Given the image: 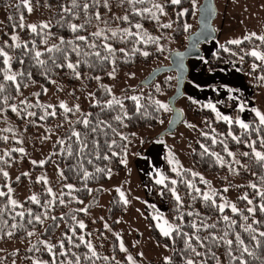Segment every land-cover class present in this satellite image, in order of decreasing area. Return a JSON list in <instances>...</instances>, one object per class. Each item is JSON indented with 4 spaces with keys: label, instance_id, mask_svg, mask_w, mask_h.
<instances>
[{
    "label": "trees",
    "instance_id": "trees-1",
    "mask_svg": "<svg viewBox=\"0 0 264 264\" xmlns=\"http://www.w3.org/2000/svg\"><path fill=\"white\" fill-rule=\"evenodd\" d=\"M194 1L181 0L180 4L173 5L170 0H75L73 6V0H33L47 15L46 22L35 24L36 30L33 31L31 27L20 25L21 20L28 16V9L22 1L0 0V9L8 12L0 25V49L10 58L5 65L4 57L0 56V85H3V90L0 91V115L6 118L15 117L12 111L14 100L26 86L40 85L44 89L51 82L58 81L74 89L79 81L90 87L94 83L98 84L94 87L96 100L83 106L77 112L76 118L73 117V112H66V115H71L72 120L57 126L59 138L55 141L50 155L43 164L33 165V170L46 167L52 162L59 167L58 183L53 191L49 192L44 184L37 183L32 197L35 196L38 203L31 196H26L19 204L13 205L10 203L9 193L0 190L5 194L0 196V242L13 240L26 244L22 257L25 261L34 258V262L28 261L26 264H53V261L55 264H76L77 257L79 264H131L121 251L117 237L106 233L103 228H94L86 214L98 205V198L104 191V184L110 173L124 168L121 160L129 153L136 132L153 129L168 118L169 113L156 102L168 105L161 97L166 95L168 99L172 94L175 78H170L166 72L160 74L151 84L143 85L146 90L136 96L137 101L131 97H112L104 85L113 74L137 65L154 64L156 67L164 63L173 50L184 48L188 35L194 29ZM157 3L163 5V14L153 7ZM85 4L88 5L87 9L84 8ZM144 8L151 9L157 18H152L151 13L143 12ZM66 9L70 11H65ZM97 15L99 19L96 18ZM124 16L128 19H122ZM72 24L82 27L73 31L70 27ZM137 24L141 25L140 29L135 27ZM164 24L171 26L164 28ZM185 24L189 26L187 29ZM125 29L139 35H127ZM98 31L101 32L100 36L93 35ZM79 36L85 37V40L77 39ZM148 36L159 39L157 42L148 43L140 40V37L147 39ZM240 41L239 44L224 41L197 68L203 72H212L222 66L234 65L242 73H246L249 65L255 62L250 50L258 46L264 51V40L249 37ZM106 44L114 51L109 52L105 48ZM120 49L124 51L121 52ZM144 51L149 55H142ZM36 52L41 55L36 57ZM200 58L202 55L193 59ZM193 59H189L188 63ZM69 63L75 65V69L69 68ZM260 73L262 96L264 65L260 68ZM6 74L14 75L15 80L4 79ZM257 93L255 90V99ZM39 95L42 96L41 93ZM181 97L185 99L184 109L176 105L183 112L185 110L184 114L188 113L195 132L190 149L194 167L204 175L217 176L219 182H227L229 185L234 182V177L237 178L243 182L238 186V193L242 194L234 199L237 212H232L229 207H224L221 212L219 201L225 191L223 187L216 188L214 195L208 193L211 199L206 201L203 195L207 193L211 181L190 169L175 173L169 169L164 159L163 186H159L148 176L143 182L151 188L148 197L153 201H157L158 190L162 191V198L166 203L162 216L172 226L171 234L163 235L151 217L147 215L146 219L151 237L157 243L168 247L171 255L167 260H151L150 264H186L187 259H192L194 264H240L241 259L244 264H264V237L259 236L264 231V212L259 210L264 205V162L258 161L253 153V148L264 153V125L260 124L259 117L252 111L256 107L249 109V127L243 129L235 123L241 111L233 108L229 101L224 99L222 106L230 109L229 117L233 121L231 124L217 119L215 112L204 107L207 103L192 99L185 93ZM114 100H119L120 103L110 105L109 101ZM15 107L19 110L18 121H23L28 113H34L32 120L44 123H51L58 117L65 118L63 114L57 116L60 113L58 107L43 108L30 102L28 98L16 103ZM117 116L121 119L117 120ZM85 119L89 122L87 125L83 123ZM6 120L0 118V181L4 177V170L17 164L16 158L20 154L16 141L6 130ZM32 123L33 121L26 125L28 130H32ZM73 131L79 133V138L73 135ZM233 136L237 139H233ZM161 138L156 135V139ZM213 139L216 143L212 142ZM245 152L249 155L245 156ZM97 169L104 171L97 172ZM85 171L89 173L88 177L84 176ZM20 176L11 184L18 183ZM172 181L176 183L173 184ZM0 183L4 190L5 183ZM67 184L73 187H65ZM252 184L256 188L251 187ZM173 189L180 197L179 203L173 196ZM245 196L247 199L243 198ZM250 207L256 210L249 213L247 210ZM81 209L85 210L80 211ZM124 211L125 204L121 197L113 193L107 209L108 219L123 214ZM20 212L24 213L22 217L17 215ZM36 216L40 219L36 220ZM224 216H228L229 220L225 221ZM232 221L235 223H231ZM80 223L84 224L83 228ZM193 223L197 225L196 228L192 227ZM249 224L255 229L254 232L245 230ZM225 233L226 239L233 241L230 246L218 239ZM237 234L244 241L242 246L236 242ZM196 236L200 237L199 241L195 239ZM252 236H256V239L253 240ZM186 241L200 253L199 256L186 246ZM243 247H247L249 251L243 253ZM230 250L231 255L238 259L231 258ZM93 252L96 253L95 256L92 255Z\"/></svg>",
    "mask_w": 264,
    "mask_h": 264
},
{
    "label": "rangeland",
    "instance_id": "rangeland-1",
    "mask_svg": "<svg viewBox=\"0 0 264 264\" xmlns=\"http://www.w3.org/2000/svg\"><path fill=\"white\" fill-rule=\"evenodd\" d=\"M200 2L201 0L194 1L195 16L192 19L194 29L197 26L196 16ZM28 4L31 7V11L28 10V16L21 20L20 25H23L21 27H29L37 23L44 24L47 17L46 11L35 5L33 0H28ZM215 4L217 7V15L213 23L216 27L217 35L215 39L201 45L203 51L202 58L190 60L189 65L191 67L205 62L206 56L224 41H240L245 37H264V0H215ZM226 12H228L229 18L227 16L224 19ZM7 13L4 9H0V25L2 21L4 22ZM235 17L239 20L237 21ZM170 44L174 46L173 43L170 42ZM253 50L264 54V51L258 46L252 48L250 52ZM166 63H168V59L162 64ZM153 65H137L119 74H113L110 77V81L104 85V88L108 90L112 97L119 99L136 97L141 91L146 90L142 85V81L155 67ZM253 65H256V67L254 68ZM263 65L264 61L255 57V62H252L246 73H243L244 76H247L246 79L249 83L257 88V92L259 89L260 91L262 90L260 68ZM166 75L170 78H175L174 72H166ZM97 85V83H94L90 87L83 81H79L74 89H70L58 81H53L49 87L44 89H41L40 85H31L19 91L13 106L28 98L30 102L32 101L43 108L49 106L58 107L60 113L57 116L63 114L65 118H55L51 123L32 120L33 115L31 113H28L23 121H18V108L14 112V118H6L2 114L0 115V118L7 119L5 125L6 130L10 133V137L16 141V148L20 153L16 158L17 164L7 167L3 172V175L4 173H7V175H4V177L2 175L3 178L0 181L5 183L4 190L1 189V185L0 190L9 193V200H14L16 204H19L26 196L32 197L36 190L35 184L37 183H42L48 190L51 189L53 191L54 186L58 183L60 174L59 167L55 162H52L46 167L33 170V165L41 164L40 161L45 162L50 155L55 141L59 138V130L56 129L57 126L70 123L72 120L71 115H66V112H73V117L76 118L78 115L77 112H80L83 106L96 100L94 87ZM40 93L42 96L39 95ZM161 100L166 102V95H163ZM184 100L181 97L176 102L182 109L185 106ZM256 102L260 103V107L258 105L256 107L257 111L264 114V95L258 97ZM61 103L70 109V111H65L60 106ZM166 112L170 116V110H166ZM169 116L165 121L159 122L153 129L138 130L136 132L132 144H130L131 148L129 153L124 158V161H126L124 168L121 171L110 173L108 181L104 184V191L98 198V205L90 209L86 214L87 219L94 228H103L106 233L117 237L120 249L121 244L123 245L124 250L121 251L125 257L127 259L128 257L132 258L131 261L128 259L131 264H150L151 260H167L171 255V250L168 247L157 243L151 237L150 226L146 219L147 215L151 217L156 226L163 224L165 221L162 215L166 209V203L162 198V191L158 190L157 201H153L148 197V192L151 188L143 182L146 176L150 177L155 183L157 179L161 177L165 178L161 159L159 157L153 163L147 164L144 166L145 169L139 163L144 158H147L148 151L152 148L151 142L156 140V135L165 128ZM32 121L33 123L30 124L32 130H28L26 125ZM246 124H248V121ZM194 139L195 132L190 121V116L188 113H185L178 127L172 133H167L160 139L165 144L164 159L166 164L175 173L183 169H190L202 177L208 178L211 184L207 193L210 195L217 190L216 188H220V186L227 189L224 191L219 204H224L226 205L225 207L231 208V205H234L236 196L242 194L241 192L238 193V186L243 184V182L234 177V182H232V185H229L227 182H219L217 176L204 175V173L199 172L194 167L190 158L191 144ZM20 149H23V151H20ZM170 159L178 161V163H169ZM33 161L36 163H33ZM174 168L175 171L173 170ZM19 176L21 179L18 183L12 185L11 182L19 178ZM158 185L163 186V184ZM9 189H11V192H9ZM117 189H120V192L124 193V199L127 200V203H124L125 211L123 214H117L111 219H108V201H110L113 193H117L120 196V192ZM154 217L157 218L154 219ZM112 222H115V225H112ZM157 228L162 233L160 228ZM25 245L20 241L16 242L13 240L0 242V264H26L28 261L34 262V258L25 261L22 257L24 256L22 251Z\"/></svg>",
    "mask_w": 264,
    "mask_h": 264
},
{
    "label": "snow or ice",
    "instance_id": "snow-or-ice-1",
    "mask_svg": "<svg viewBox=\"0 0 264 264\" xmlns=\"http://www.w3.org/2000/svg\"><path fill=\"white\" fill-rule=\"evenodd\" d=\"M22 2L24 3V5H25L26 7H28V10L31 11V7H30L29 4H28V0H22ZM130 2H131V0H130ZM138 2H143V0H138ZM170 2H171V4H173V5H178V4L181 3V0H170ZM73 6H75V0H73ZM153 7H154L158 12H160L161 14L164 13V7H163V5L157 3V4H154ZM84 8L87 9V8H88V5L85 4V5H84ZM65 11H70V10H69V9H66ZM142 11H143V12H146V13H151L152 18H154V19L157 18V17H156V14L153 13V12H151V9H149V8H144ZM180 15H183V13H180ZM96 18L99 19V15H97ZM122 19L127 20L128 17H127V16H124ZM21 26H23V25H21ZM170 26H171L170 24H164V25H162V27H164V28H168V27H170ZM29 27H31V29H32L33 31L36 30V26H35V25H30ZM44 27H47V25H44ZM70 27L72 28L73 31H76V29H77L78 27H82V25H75V24H72V25H70ZM135 27H136L137 29H140V28H141V25L137 24V25H135ZM184 27H185V29H187L189 26L185 24ZM124 32H125L127 35H139V33H135V34H134V33L129 32L127 29H125ZM93 35H95V36H100V35H101V32L98 31V32L94 33ZM113 35L115 36L116 33L114 32ZM253 35H254V34H253ZM145 36H147L146 33H145ZM248 38H249V37H245V39H248ZM13 39L15 40L16 37L14 36ZM77 39H79V40H85V37H83V36H79V37H77ZM158 39H159V38H154V37H150V36H148L147 39H144V37H140V40H143V42H145V43H148V42H157ZM259 39L264 40V37H259ZM140 40H138L137 42H140ZM240 42H241V41H239V40H230V41H228V43H230V44H239ZM17 46H19V45H17ZM221 47H223V46H221ZM105 48H107L109 52H113V51H114L110 45H107V44H106V45H105ZM51 50H52V49H49V51H51ZM225 50L227 51V49H225ZM120 51L123 52L124 49H120ZM134 51H139V49H134ZM141 54L144 55V56H148V55H149V53H148L147 51H144V52H142ZM40 55H41L40 52H36V57H39ZM97 55H99V53H97ZM250 55L256 57V58L259 59V60L264 61V54H261V53L258 52V51L253 50V51L250 53ZM0 56H3V57H4V64L7 65V64L9 63L10 58L8 57L7 53H5V52L3 51V49H0ZM38 62H39V63H43L42 61H38ZM67 66H68L69 68H73V69H75V67H76L75 65H73V64H71V63H69ZM253 67L255 68L256 65H253ZM78 75H79V73H77V76H78ZM110 75H111V73H110ZM4 79H6V80H13V81H14V80H15V76H14V75H7V74H6L5 77H4ZM97 79H98V78H97ZM2 90H3V85H0V91H2ZM131 99L134 100V101H137V100H138V98L135 97V96L131 97ZM112 103L119 104L120 101H119V100L109 101V104H110V105H111ZM156 103L159 105L160 108H163V109H165V110H168V105H167V104H162V103H160L159 101H157ZM60 106H61L62 108H64L65 111H70V109H68L63 103H61ZM49 107H51V106H49ZM204 107L210 108L213 112H215V113H216V117H217V119L224 120V121L228 122L229 124L233 123V121H232V119H231L230 117H228V116H226V115H221V113L217 111L216 106H215L214 104H212V103H208V104L204 105ZM239 107H240V111H243V110H244V105H243V104H241ZM138 110H139V104H138ZM12 111H14V112L17 111V109H16L15 106H12ZM252 111L255 112L256 115L259 117L260 124H261V125H264V114H261V113H260L259 111H257L256 109H252ZM50 114L54 115L55 113H50ZM31 115H34V113H31ZM42 118H43V117H42ZM116 119H117V120H120L121 117H120V116H117ZM83 123H84L85 125H87L89 122H88L87 119H85V120L83 121ZM235 123L239 124L240 127L243 128V129H248V127H249L248 124L244 123L243 121H241V120H239V119H236ZM93 131H95V129H93ZM73 135H74V136H77V138H79V133L73 131ZM229 135H231V132H229ZM233 139H237V138L233 136ZM212 142H213V143H216V140L213 139ZM60 143H63V141H60ZM262 143H264V142H262ZM202 147H203V145H202ZM205 150L207 151V149H205ZM225 150L227 151V146H226V145H225ZM20 151H23V149H20ZM253 153H254V155H255V157L257 158L258 161H262V162H264V153L259 152V151H256L254 148H253ZM113 154L115 155V153H113ZM228 154H229V155H232L231 152H229ZM213 155H216V154L213 153ZM244 155L247 156V155H249V154H248L247 152H245ZM105 158H107V157H105ZM33 163H36V162L33 161ZM40 163L43 164L44 162H43V161H40ZM121 163H126V161L121 160ZM169 163H178V161H174L173 159H170V160H169ZM173 170L175 171V168H174ZM102 171H104V170H103V169H97V172H102ZM4 175H7V173H4ZM193 175H196V174L194 173ZM84 176H85V177H88V176H89V173H88L87 171H85V172H84ZM156 183H157V184H163V183H164V178L161 177L160 179H157V180H156ZM172 183L175 184L176 181H172ZM65 187L71 189L73 186H72L71 184H67V185H65ZM251 187L256 188V185H255V184H252ZM225 190H227V189H225ZM117 191L120 192V189H117ZM172 191H173V196H174V198H175L176 201L179 203V202H180V197H179L178 195H176L174 189H173ZM196 191L199 192V189H197ZM9 192H11V189H9ZM49 192H51V189H49ZM214 194H215V193H213V195H214ZM258 194H260V193H258ZM3 195H5V194H4L3 192H0V196H3ZM120 196H121V199L124 201V203H127V200L124 199V193H123V192H120ZM203 198H204V200H206V201L209 200V199H211V197H210V195H209L208 193H204ZM243 198H244V199H247V196H245V197H243ZM31 199H32L34 202H37V203L39 202L35 196L31 197ZM60 202L63 203V200H61ZM10 203L13 204V205H15V204H16V201H14V200H10ZM248 203H249V204H252V201H251V200H248ZM225 206H226V205H224V204L219 205V210H220L221 212H223ZM84 210H85V209H81L80 211H84ZM231 210H232V212H234V213L238 211V209L235 207V205H231ZM255 210H256V209L250 207V208H248L247 211H248L249 213H253ZM259 210H260L261 212H264V205H261L260 208H259ZM17 215H19V216L22 217V216L24 215V213H23V212H20V213H18ZM189 215H191V213H189ZM156 218H157V217H154V219H156ZM35 219H36V220H39L40 217H39V216H36ZM223 219H224L225 221H228V220H229V217H228V216H224ZM245 219H247V217H245ZM29 223H31V221H29ZM231 223L234 224L235 221H232ZM254 223H256V221H254ZM13 227H16V225H13ZM80 227L83 228V227H84V224H83V223H80ZM105 227H107V225H105ZM157 227L160 228V230H161V232H162L163 235H165V236H169V235L171 234L172 226H171V225H168V224H167V221H164L163 224H158ZM192 227H193V228H196L197 225H196L195 223H193V224H192ZM204 227H213V228H214L215 225H204ZM245 230H246V231H249V232H254V231H255V229L252 227L251 224H249ZM177 231H178V228H177ZM10 234H11V233H9V235H10ZM31 234H32V233H29V235H31ZM185 235H187V234H185ZM226 236H227V233H225L224 236L219 237L218 239H219V240H222L225 244H227V245H229V246L232 245V244H233V241H232V240H229V239H226ZM259 236H260V237H264V231L260 232V233H259ZM212 238H213V239H217L216 237H212ZM195 239H196L197 241H199V240H200V237H199V236H196ZM205 239H208V237H205ZM252 239L255 240V239H256V236H252ZM81 240H83V237H81ZM236 242L238 243V245H241V246L244 244V241L241 239V237L239 236V234L236 235ZM186 246H187L188 248H191L192 252L195 253L197 256L200 255V253L196 252L195 248H192V245H191L190 243H188L187 241H186ZM61 247H63L62 244H61ZM88 247H89V249L91 250V244H89ZM121 250H122V251L124 250L122 244H121ZM49 251H51V246H49ZM248 251H249V250H248L247 247H243V249H242V252H243V253H247ZM92 255L95 256L96 253L93 252ZM229 255L231 256V258H232L233 260L238 259V257H236V256H232V255H231V250L229 251ZM128 259L131 261L132 258H131V257H128ZM166 259H167V258H166ZM53 264H55V261H53ZM69 264H71V262H69ZM76 264H79V257H77ZM186 264H194V262H193L192 259H187ZM240 264H244V261H243L242 259L240 260Z\"/></svg>",
    "mask_w": 264,
    "mask_h": 264
},
{
    "label": "crops",
    "instance_id": "crops-1",
    "mask_svg": "<svg viewBox=\"0 0 264 264\" xmlns=\"http://www.w3.org/2000/svg\"><path fill=\"white\" fill-rule=\"evenodd\" d=\"M227 16L229 18L228 12L225 13L224 19H226ZM235 19L237 21L239 20L237 17H235ZM197 65L198 64L193 67L189 65L188 80L186 79L184 83V93L192 99L200 100L207 104H214L222 115L228 117L230 116V109L222 106V101L224 99L229 101L233 108L240 109L239 106L243 104L244 110L241 111L239 119L247 123L249 109L251 107L255 108L257 105L260 106V103L256 102V99L261 96L260 89L255 99L254 92L257 88L249 83L238 66H222L212 72H203L201 69L197 68ZM151 145L152 148L148 151L147 158L139 162L142 168L158 160L159 157L162 164L164 162V142L160 139H156L151 142Z\"/></svg>",
    "mask_w": 264,
    "mask_h": 264
},
{
    "label": "water",
    "instance_id": "water-1",
    "mask_svg": "<svg viewBox=\"0 0 264 264\" xmlns=\"http://www.w3.org/2000/svg\"><path fill=\"white\" fill-rule=\"evenodd\" d=\"M216 15L215 0H201L197 9V26L188 35L184 48L173 50L168 56V63L154 67L142 81V85H149L162 73H175L174 91L167 99L171 113L165 128L158 133L160 137L172 133L184 118V112L176 105V101L184 94V83L189 72L188 60L200 57L203 53L201 45L215 39L213 21Z\"/></svg>",
    "mask_w": 264,
    "mask_h": 264
}]
</instances>
